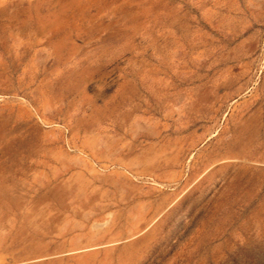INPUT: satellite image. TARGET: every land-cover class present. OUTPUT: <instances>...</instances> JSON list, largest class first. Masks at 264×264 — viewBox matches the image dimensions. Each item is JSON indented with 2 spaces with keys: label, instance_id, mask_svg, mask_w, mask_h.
Returning a JSON list of instances; mask_svg holds the SVG:
<instances>
[{
  "label": "rangeland",
  "instance_id": "1",
  "mask_svg": "<svg viewBox=\"0 0 264 264\" xmlns=\"http://www.w3.org/2000/svg\"><path fill=\"white\" fill-rule=\"evenodd\" d=\"M0 264H264V0H0Z\"/></svg>",
  "mask_w": 264,
  "mask_h": 264
}]
</instances>
